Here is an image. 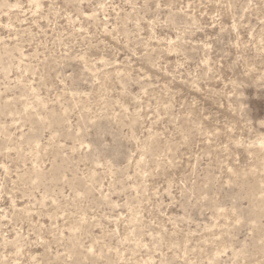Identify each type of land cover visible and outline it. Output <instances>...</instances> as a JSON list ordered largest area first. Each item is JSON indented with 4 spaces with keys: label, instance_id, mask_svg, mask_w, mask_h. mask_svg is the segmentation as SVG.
I'll list each match as a JSON object with an SVG mask.
<instances>
[{
    "label": "rangeland",
    "instance_id": "374dc122",
    "mask_svg": "<svg viewBox=\"0 0 264 264\" xmlns=\"http://www.w3.org/2000/svg\"><path fill=\"white\" fill-rule=\"evenodd\" d=\"M0 264H264V0H0Z\"/></svg>",
    "mask_w": 264,
    "mask_h": 264
}]
</instances>
